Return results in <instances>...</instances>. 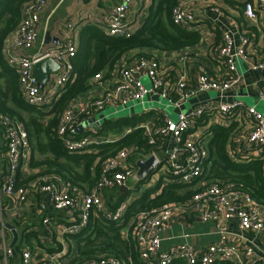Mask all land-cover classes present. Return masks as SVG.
<instances>
[{"label": "built area", "instance_id": "1", "mask_svg": "<svg viewBox=\"0 0 264 264\" xmlns=\"http://www.w3.org/2000/svg\"><path fill=\"white\" fill-rule=\"evenodd\" d=\"M50 0H29L23 8V18L20 25L7 40L4 58L18 75L19 86L24 101L31 107L42 111L50 107L52 96L63 91L75 79V69L71 60L78 52V43L72 37H67L56 48L35 56H25V51L35 48L41 31V16ZM102 3L106 0H100ZM135 0H115L105 16L106 34L114 38H130L137 29L128 19ZM245 16L252 22L264 25V0L245 2ZM173 24L186 31H196V16L190 12L185 1H178L171 12ZM73 25H67L71 29ZM251 39L240 36L236 43L232 32L223 34L222 44L214 49L213 58L222 60L228 70L227 77L215 80L201 70L196 76L192 88H189L187 75H181L177 82L170 83L171 69L167 64L160 63L155 57L137 56L129 63H124L113 71L116 73V83L111 91L101 94L85 105L77 106L70 103L61 115L57 134L63 147L72 155H80L91 147L107 144L119 139L107 137L100 139L98 129L101 119L97 116L108 107L120 109L130 103L144 104L150 100L164 99L178 110L177 121L170 116L156 115L154 123H144L136 127L145 130L147 146L150 153L143 161L154 157L157 161L156 173L161 172L163 182L171 184L192 185L195 190L191 199L181 205H167L160 209L140 212L133 218L132 225L140 258L144 264H172L175 260H183L185 264H218L232 262L233 264H264V247L247 238L248 234L264 232V204L254 199L248 192L232 184L208 181L205 166L210 157L206 137L211 125L209 118H214L217 124L223 126L239 124L228 155L236 162L264 160V116L256 108L244 107L239 102L230 100L232 93L240 84L241 77L237 72L238 60L246 59ZM51 58L60 65V70L51 75L50 81L41 90L38 78L35 76V65ZM253 70L264 73V60L256 62ZM148 79L150 88L143 81ZM103 81V76L96 75L93 84ZM217 93L220 100L201 107L184 111L185 105L193 98L206 93ZM264 102V87L259 93ZM96 119L98 127H89L85 123ZM0 124L4 129L7 149V170L0 176V196L5 195L13 200H19L26 195L23 185H18L21 164L29 160L31 143L22 124L9 117L0 116ZM83 129V135L78 132ZM88 133H87V132ZM128 130L127 133H131ZM87 133V134H86ZM170 141V142H168ZM168 142L166 160L160 153ZM171 143V144H170ZM133 148L122 149L113 158L102 163L101 172L95 186L89 190L67 185L57 176L39 178L37 186L40 191L50 195V203L55 212L74 211L77 219L74 224L63 229L65 235H78L89 224L92 212H101L106 219L119 221L125 214L128 202L121 205L117 211L108 212L102 199L106 190L126 188L130 179L137 171V161L132 162ZM202 179L204 181L202 182ZM161 180V179H160ZM201 181L195 185L196 181ZM194 186H196L194 188ZM193 216L203 223H213L219 226L221 242L209 245L205 250L196 252L188 243L176 249L162 250L161 234L176 219L186 222ZM50 217L43 220V225L52 222ZM238 223L237 237L246 241L245 258L228 243L227 223ZM5 225L2 223V231ZM50 237L52 231H48ZM185 239L188 238L186 235ZM61 253L53 254L46 259L35 260L34 251L26 248L21 253L20 264H66L60 260ZM14 256V249L0 244V257L9 260ZM246 259V260H245ZM79 264H122L113 257H99Z\"/></svg>", "mask_w": 264, "mask_h": 264}, {"label": "trees", "instance_id": "2", "mask_svg": "<svg viewBox=\"0 0 264 264\" xmlns=\"http://www.w3.org/2000/svg\"><path fill=\"white\" fill-rule=\"evenodd\" d=\"M28 1L5 0L0 4V116L18 121L27 131L32 150L31 166L43 170L34 178L57 176L67 185L89 190L99 179L102 163L116 156L122 149L133 148L130 159L132 162L148 156L150 148L147 146L145 130L136 127L154 117V113L104 121L98 129L99 138L104 139L110 135L112 139H119L91 147L80 155H72L63 147L57 134L64 110L77 97L91 90L96 75L101 74L104 80L115 69L123 67V59L130 53H136L135 57H154L158 52L184 50L197 46L200 35L182 30L173 24L171 12L177 0H163L156 10L151 7L130 38L109 37L101 29L88 26L82 32L79 51L71 60L75 69L74 81L66 87L51 109L42 111L24 101L18 75L4 58L6 42L20 25L23 8ZM164 11L166 16L161 15ZM46 116L50 119L45 120ZM129 129L132 130L131 133H127ZM238 130L239 124L211 125L206 135L209 139L207 147L210 152V170L202 178L232 184L264 204V160L234 162L228 155ZM2 133L3 128L0 125V135ZM148 181L149 179L141 180L138 188ZM191 186L167 181L163 183L160 180L155 188H148L132 201L119 221L108 220L101 212H92L88 226L81 233L64 237L70 246L68 249L71 253L68 252L67 256L72 258L71 264L99 257H113L122 264H144L134 239L131 220L140 212L187 203L195 192ZM112 191L120 193L117 201H107V209L113 213L130 196L122 188L111 189L110 192L114 193ZM34 237L37 238V235L34 234ZM27 242L30 243L29 240ZM57 247L49 251L63 250L62 243L58 242ZM172 264L185 262L177 259Z\"/></svg>", "mask_w": 264, "mask_h": 264}, {"label": "crops", "instance_id": "3", "mask_svg": "<svg viewBox=\"0 0 264 264\" xmlns=\"http://www.w3.org/2000/svg\"><path fill=\"white\" fill-rule=\"evenodd\" d=\"M3 1L5 0H0V4ZM162 1L163 0H135L133 10L128 15V19L132 20L134 23L133 27L138 29L141 19L148 14L150 8L153 7V9L156 10ZM178 1L180 0H177V2ZM182 1H185L190 12L196 16L195 32L200 35V42L197 46L184 50L158 52L155 54L154 57L160 63H165L170 67V83L177 82L181 75H187L189 79V88H192L196 76L201 70L212 79L223 80L229 75L228 70L222 60L213 58L211 54L214 49L222 44L223 34L225 32H232L237 44H239L240 36H247L251 39V46L249 47L247 57L237 62V72L241 77V84L230 93L229 99L239 102L244 107H252L258 110L259 102H263L259 98V93L264 87V73L262 71L253 70L252 66L256 62L264 60V25L261 24L260 21L257 23L252 22L245 16V2H252L253 0ZM114 4L115 0H106L103 3L100 0H50L45 12L41 16L39 41L33 50L25 51L23 54L31 57L56 48L57 45L54 43L45 42L47 33H50L53 39H59L60 44H62L67 37H72L74 41L78 43L79 51L82 42V32L86 27L95 26L107 35L104 19ZM161 15L166 16L165 11ZM69 24L73 25L71 29L67 28ZM135 56L136 53L132 52L123 59V62H130ZM115 76L116 73H111L109 78H105L102 82L94 84L89 92L77 97L72 103H75L77 106H82L95 97L111 91L116 83ZM63 91L52 96V105L60 98ZM211 93L202 94L191 99L187 103L190 106L187 107L186 104L183 110L187 111L190 108L201 107L209 103L215 104L220 100V95L214 92ZM249 97L255 98L257 104L249 105L244 101ZM52 105L43 110L48 111L52 108ZM176 111L179 112L178 110ZM146 113H154V121L146 123H154L157 114L159 116L162 113L168 115L161 109L148 110L143 114ZM45 119H50V117L46 116ZM212 122H215V119L209 118L208 123L211 125L213 124ZM224 123L225 122H221L222 126L225 125ZM80 134L83 135L84 133L82 132ZM168 142L160 153V157L163 161L167 159L166 151L169 145ZM31 160L32 150L29 155V160L24 161L19 169L18 185L24 186L26 195L18 201L5 195L0 196V244H5L14 249V256L9 260L0 257V264H20L21 253L26 248L33 249L35 260L46 259L53 254L61 253L60 260L64 261L66 264H71L72 258L69 259L67 256L68 252L71 253L68 249L70 246L64 239L66 235L63 234V229L75 223L77 213L74 211L55 212L52 209L50 195L40 191V187L37 186L38 179L34 178L42 173L43 170L33 168L31 166ZM208 167L209 161L205 166L206 173ZM6 170L7 149L3 129V133L0 135V176L5 174ZM203 181L204 179H202V182ZM202 182L200 180L196 181L195 185ZM195 187L196 186H194V188ZM122 189L125 190V188ZM110 191L111 189L106 190L102 194V199L108 212L111 211L107 209V201L115 202L117 198H119V195L116 196V194ZM126 202L130 205L132 202L131 198ZM46 217L53 219L48 226L43 225V220ZM2 223L5 225L3 231L1 227ZM8 225L14 226L18 233L17 242L14 247L12 245L15 235L13 231L8 228ZM226 226L229 232L227 236L228 243L245 258V250L248 244L246 241H242L236 236L239 232L238 223L236 221H231L227 223ZM49 230L53 233L52 237L48 235ZM34 234L37 235V238L34 237ZM186 235L188 236L187 239L184 238ZM67 236L70 237V235ZM221 237L219 226L216 224L203 223L200 219L193 216H190L186 222L180 220V218H176L161 234L162 250L168 251L176 249L180 245L188 243L193 246L198 253L205 250L211 244L221 242ZM247 238L261 247H264V232L248 234ZM27 240H29L30 243L27 242ZM58 242L63 244V250L61 252H50L49 250L58 248Z\"/></svg>", "mask_w": 264, "mask_h": 264}, {"label": "rangeland", "instance_id": "4", "mask_svg": "<svg viewBox=\"0 0 264 264\" xmlns=\"http://www.w3.org/2000/svg\"><path fill=\"white\" fill-rule=\"evenodd\" d=\"M143 84L147 87L150 88V83L148 79H144ZM212 94V93H211ZM247 102L249 105H256L257 101L253 97L246 98L244 100ZM190 105L187 104V107ZM161 109L164 112H166L174 121H177L178 118V112L175 110V108L168 103V101L164 99H155V100H150L149 98H146L144 104H140L137 102L130 103L127 107H121L120 109H115L112 107H108L105 109L101 115L106 117L107 119H117V118H122V117H131L133 115H141L144 112L148 110H157ZM258 110L261 111L264 114V103L259 102L258 104ZM99 119H101L100 115L98 116ZM46 120V119H45ZM44 120V121H45ZM102 123L104 122L103 119H101ZM154 121V117L150 118L148 121ZM110 136V135H109ZM108 136V137H109ZM105 139V138H104ZM42 156H38L40 158ZM164 170V166L161 167V170L158 173H154L149 180V182L144 183L138 188V185L140 184V179L138 178L137 171L135 170L134 176L130 179V182L128 183L127 187L125 188V192L129 193V196L132 201L140 197L145 190L148 188H155L156 183L161 179V172ZM209 169H207L206 175L209 173ZM114 192V191H112ZM116 195H120L119 192H114ZM131 225L133 223V220H131Z\"/></svg>", "mask_w": 264, "mask_h": 264}, {"label": "water", "instance_id": "5", "mask_svg": "<svg viewBox=\"0 0 264 264\" xmlns=\"http://www.w3.org/2000/svg\"><path fill=\"white\" fill-rule=\"evenodd\" d=\"M45 42L46 43H54L55 45L59 46L60 45V41L59 39H53L50 35V33H47L46 37H45ZM60 70V65L53 59L51 58H45L41 61H39L36 65H35V76L38 78V86L41 90L44 89V87L47 85V83L50 81L51 75L53 73H56ZM101 118H104L105 121L106 120H116V119H107L106 117H104L103 115L99 114ZM98 115V116H99ZM97 116V118H98ZM124 118V117H122ZM99 119V118H98ZM120 119V118H117ZM86 126L89 127H98V124L96 123V119L94 120H90L88 122L85 123ZM79 133L83 132V129L80 127L78 129ZM137 165V169H138V178L141 180H145V179H151L152 175L154 173H156L157 170H155L156 166H157V161L154 157H150L149 159L143 161V160H139L136 163ZM8 228L13 231L14 235H15V239L13 242V247L15 246L16 242H17V238H18V233L15 229L14 226H10L8 225Z\"/></svg>", "mask_w": 264, "mask_h": 264}]
</instances>
